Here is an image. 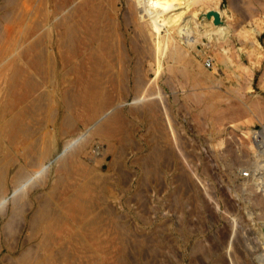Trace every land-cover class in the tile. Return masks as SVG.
<instances>
[{
    "label": "rangeland",
    "instance_id": "rangeland-1",
    "mask_svg": "<svg viewBox=\"0 0 264 264\" xmlns=\"http://www.w3.org/2000/svg\"><path fill=\"white\" fill-rule=\"evenodd\" d=\"M34 1L0 0V264L264 260L238 187L264 166V0H196L225 30L195 47L142 0Z\"/></svg>",
    "mask_w": 264,
    "mask_h": 264
},
{
    "label": "bare ground",
    "instance_id": "bare-ground-1",
    "mask_svg": "<svg viewBox=\"0 0 264 264\" xmlns=\"http://www.w3.org/2000/svg\"><path fill=\"white\" fill-rule=\"evenodd\" d=\"M57 1V0H56ZM81 0H63V3L56 9V17L63 16L68 13L69 10L73 6H76ZM141 1V0H140ZM191 2H187V0H142L141 3L143 5V8L145 9V13L151 17L152 24L159 29H162L164 26L166 27L167 24L169 23L171 17H175L176 19H179L180 23L178 25V28L175 30L176 34L183 40L185 43H187L190 47H195L196 43L199 41L200 38L202 37H218L220 36V31H224L225 29L223 27L218 26V24L215 23L213 17L210 15L211 13V8L209 7L207 10L203 9L202 11L204 14V18L200 19L198 17V14L196 11H193L191 8L194 4L196 5V0H189ZM208 1V0H207ZM39 2V0H38ZM37 2V3H38ZM46 2V1H45ZM199 5H200V1ZM34 3H36L34 1ZM36 3V4H37ZM60 3V2H59ZM215 3V2H214ZM139 4V3H138ZM208 4V3H206ZM198 5V4H197ZM32 6V5H30ZM36 6V5H35ZM139 6V5H138ZM137 6V7H138ZM82 7V6H81ZM136 7V8H137ZM207 7V6H206ZM56 8V5H55ZM201 8V7H200ZM33 9V7H32ZM53 9V8H52ZM138 10L141 8H137ZM48 10V9H47ZM135 10V9H134ZM137 10V11H138ZM52 11V10H51ZM81 11V10H80ZM136 11V12H137ZM141 11V10H140ZM54 12V11H52ZM79 12V11H78ZM139 12V11H138ZM143 12V11H142ZM196 12V13H195ZM50 13V11H49ZM141 13V12H140ZM143 13V15L145 14ZM201 13V12H199ZM54 14V13H53ZM183 14V15H182ZM142 15V14H141ZM139 16V15H138ZM48 17V16H47ZM54 17V16H53ZM146 18H148L145 15ZM43 19V17H41ZM72 18V17H71ZM143 18V17H142ZM48 19V18H45ZM44 19V20H45ZM58 19V18H57ZM55 19V20H57ZM143 20V19H142ZM150 20V19H148ZM147 20V21H148ZM50 21V20H49ZM176 21V20H175ZM41 22V21H40ZM55 21H53L54 24ZM70 22V20H69ZM67 21V23H69ZM149 22V21H148ZM71 23V22H70ZM41 24V23H40ZM48 24V23H47ZM56 24V22H55ZM151 24V25H152ZM174 25V24H172ZM176 25V24H175ZM53 26V25H52ZM55 28V27H54ZM170 28V27H169ZM175 28V26H174ZM44 29V28H43ZM172 29V28H170ZM184 29H187V33L185 34L183 31ZM68 31V30H67ZM10 33V32H9ZM18 33V32H17ZM22 37H24L23 33L21 32ZM26 37V36H25ZM19 39V38H18ZM25 39V38H24ZM27 39V38H26ZM207 39V38H206ZM30 41V40H29ZM172 41H175L174 39ZM18 42V41H17ZM21 42V41H20ZM27 42V41H26ZM22 43V42H21ZM20 43V44H21ZM168 43V42H167ZM172 43V42H171ZM174 43V42H173ZM199 43V42H198ZM16 44V42H15ZM20 44H18L20 46ZM13 45V44H12ZM17 44L15 45L18 46ZM22 45V44H21ZM24 45V42H23ZM27 45V44H25ZM161 45V44H160ZM163 45V43H162ZM165 45V44H164ZM163 45V46H164ZM172 45V44H171ZM166 46V45H165ZM161 47V46H160ZM21 48V47H20ZM181 49V48H180ZM20 50V49H18ZM17 50V51H18ZM11 51V50H10ZM17 53V52H16ZM175 54V53H174ZM176 55V54H175ZM4 56V55H3ZM13 56V55H12ZM174 56V55H173ZM4 58V57H3ZM9 59H11L9 57ZM2 60V59H1ZM16 60V59H15ZM7 62L9 60L7 59ZM15 62V61H14ZM17 64V62H15ZM2 64V63H1ZM14 64V63H13ZM14 66V65H13ZM1 67V66H0ZM1 108V107H0ZM95 114V113H94ZM1 117V116H0ZM90 119V118H89ZM246 134H249L246 133ZM264 149V148H263ZM260 151V150H259ZM258 151V152H259ZM257 152V153H258ZM264 152V151H263ZM262 153V152H260ZM225 154V153H224ZM263 154V153H262ZM259 155V154H257ZM256 155V156H257ZM234 156V155H233ZM256 156L255 160H256ZM262 156V155H261ZM263 157V156H262ZM257 157V162L254 163L252 166L247 169L249 173L246 175L247 178H242L240 179L238 183V187L243 191L246 192L247 196V201L250 203L249 205H253L255 209L260 211L258 218L260 220V226L257 228H254L256 230L262 231L264 230V187L262 189V194H255V189L260 188L262 185H264V166L260 165ZM215 159L216 156H215ZM223 163V162H222ZM262 163V162H261ZM229 167V166H228ZM230 168V167H229ZM230 170V169H228ZM241 171V170H240ZM232 174V173H231ZM240 174V173H239ZM236 185V184H235ZM236 189V188H235ZM261 193V192H259ZM244 194V193H243ZM247 202V203H248ZM248 205V204H247ZM242 206V205H241ZM247 215V214H246ZM249 215V214H248ZM243 218V217H242ZM263 226V227H262ZM232 234V233H231ZM260 234V233H259ZM230 236V235H229ZM240 238V237H239ZM232 239V238H231ZM264 239V236H263ZM235 240H238L235 238ZM241 241V240H240ZM232 242H234L232 240ZM222 243V242H221ZM214 244V243H213ZM219 245V244H218ZM223 245V244H222ZM237 245V244H236ZM220 246V245H219ZM202 247V246H201ZM235 247V246H234ZM204 248V247H202ZM217 248V247H216ZM220 249V253L213 252L211 253L212 261L214 264H226V258L225 255L222 253L221 247H218ZM217 250V249H216ZM215 250V251H216ZM219 251V250H218ZM243 252V251H242ZM241 252V253H242ZM202 254V253H201ZM249 255V254H248ZM247 255V256H248ZM208 256V255H207ZM238 256V255H237ZM210 256H208L209 258ZM246 257V256H245ZM240 258V257H239ZM243 258V257H242ZM249 258V257H247ZM207 259V258H206ZM231 259V258H230ZM235 258H232V260ZM231 260V261H232ZM247 260V259H245ZM211 261V260H210ZM211 261V262H212ZM230 261V260H229ZM230 261V262H231ZM236 261V260H234ZM244 261V260H243ZM248 262H245V264H264V260L261 256H256V255H250V259L247 260Z\"/></svg>",
    "mask_w": 264,
    "mask_h": 264
}]
</instances>
